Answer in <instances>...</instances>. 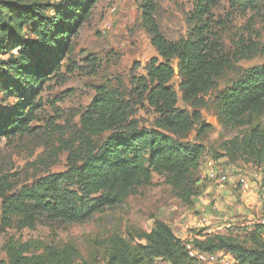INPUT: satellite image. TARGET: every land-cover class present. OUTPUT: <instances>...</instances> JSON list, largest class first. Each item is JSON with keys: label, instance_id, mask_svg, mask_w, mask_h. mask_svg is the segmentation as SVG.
Here are the masks:
<instances>
[{"label": "rangeland", "instance_id": "obj_1", "mask_svg": "<svg viewBox=\"0 0 264 264\" xmlns=\"http://www.w3.org/2000/svg\"><path fill=\"white\" fill-rule=\"evenodd\" d=\"M68 1L44 0L51 7L46 15L55 17ZM149 8L168 41H196L202 36L208 51L223 66L209 88L192 99L174 62L170 85L178 95L177 108L193 123L179 141L203 147L194 178L197 195L187 203L167 175L154 174L124 203L85 223L66 224L40 216L33 229L19 228L15 217L11 226L4 225V200L0 199V259L4 264H8L5 248L10 243L27 245L36 254L47 247H68L75 251L77 264H107L117 243L133 248L139 243L136 234L151 232L158 221L188 244L217 234L245 241L255 225L264 226V143L246 147L245 141L253 131L264 134V116L246 115V122L236 125L227 120L220 103V95L248 70L264 66V0H96L70 35L57 60L59 69L39 88L38 108L28 132L0 142V182L9 189L6 195H16L42 178L68 170L73 151L83 146V117L102 89L130 101L131 120L141 128L156 129L159 115L135 93L133 84L146 77L153 58L164 62L145 26L144 12ZM38 29L34 24L18 32L20 45L37 41ZM23 53L24 46L8 44L0 52V72L8 73L7 68ZM18 102L19 98L0 91V113L14 109ZM107 137L103 134L91 141L100 144ZM209 161L228 177L247 180L256 189L241 196L230 183L219 185L204 178ZM155 264L169 263L158 260Z\"/></svg>", "mask_w": 264, "mask_h": 264}, {"label": "trees", "instance_id": "obj_2", "mask_svg": "<svg viewBox=\"0 0 264 264\" xmlns=\"http://www.w3.org/2000/svg\"><path fill=\"white\" fill-rule=\"evenodd\" d=\"M95 1L69 0L63 10L50 18L46 12L51 7L44 0H0V52L8 44L24 46L23 57L7 68L8 73L0 72V91L19 98L14 109L0 113V142L10 135L28 132L38 108L35 100L39 88L59 69L57 60L68 46L70 35ZM144 14L152 45L164 62L153 58L146 67V77L133 84L135 93L159 115L156 129L141 128L131 120L130 101L102 89L83 117V146L73 151L74 158L66 172L42 178L11 196L6 195L9 189L0 182L4 225L11 226L15 217L19 228L33 229L40 216L66 224L85 223L124 203L154 174L167 175L187 203L197 195L194 178L203 147L179 141L192 130L193 123L189 115L177 108L178 95L170 85L175 76L174 62L184 76L186 95L192 99L209 88L223 66L208 51L202 36L196 41L170 42L157 28L151 9ZM34 24H38L39 39L20 45L18 32ZM220 103L227 120L236 125H243L246 115L264 116V66L248 70L220 95ZM103 134L108 137L100 144L91 141ZM245 141L246 147L263 144L264 134L253 131ZM263 232L264 226L258 224L245 241L230 234H217L190 244L207 254L229 253L237 264H264ZM135 239L139 243L133 248L117 243L107 264H155L158 260L200 264L189 256L187 243L164 222H156L151 232L138 233ZM5 252L8 264H77L75 251L68 247H47L36 254L27 245L10 243ZM0 264H4L1 259Z\"/></svg>", "mask_w": 264, "mask_h": 264}, {"label": "built area", "instance_id": "obj_3", "mask_svg": "<svg viewBox=\"0 0 264 264\" xmlns=\"http://www.w3.org/2000/svg\"><path fill=\"white\" fill-rule=\"evenodd\" d=\"M204 178L216 182L219 185L232 184L233 188H237L241 196H246L251 189V183L247 180L235 181L233 178L228 177L225 173L220 172L215 166L213 161L206 164V169L203 173ZM258 178V176H256ZM186 249L189 256L200 264H237L235 258L225 252L207 254L195 249L191 244H186Z\"/></svg>", "mask_w": 264, "mask_h": 264}, {"label": "crops", "instance_id": "obj_4", "mask_svg": "<svg viewBox=\"0 0 264 264\" xmlns=\"http://www.w3.org/2000/svg\"><path fill=\"white\" fill-rule=\"evenodd\" d=\"M254 185L255 184L252 183L251 186H250L252 191L256 189V187Z\"/></svg>", "mask_w": 264, "mask_h": 264}]
</instances>
